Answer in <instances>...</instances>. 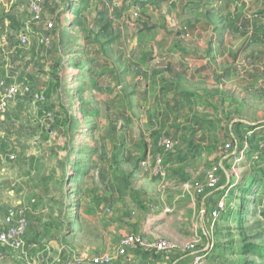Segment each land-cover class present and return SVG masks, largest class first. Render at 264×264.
I'll return each mask as SVG.
<instances>
[{
  "label": "rangeland",
  "instance_id": "obj_1",
  "mask_svg": "<svg viewBox=\"0 0 264 264\" xmlns=\"http://www.w3.org/2000/svg\"><path fill=\"white\" fill-rule=\"evenodd\" d=\"M94 2L47 0L39 24L32 21L28 0L0 2V63L9 61V69L19 74L27 71L25 63L18 61L22 50L19 36L27 34L31 45L37 43L44 51L39 34L44 27L47 29L48 22L53 23L47 33L50 47L40 65L46 69L44 76L50 75L51 94L33 105L32 91L25 92L12 104L6 119L0 121V230L8 225L10 212L23 209L33 231L25 251L0 246V264H67V257L79 258L77 250L81 246L97 242L101 235L98 230L106 231L116 223L114 216L102 214V197L118 192L122 177L129 176L133 193L153 191L148 188V179L165 190L168 202L160 218L163 224L155 228L165 237L158 239L179 245L186 233L189 244H195L198 250L210 242L214 251L208 264H264V186L244 190L257 173L258 180L264 179V150L258 148L264 143V135L250 137L251 142L255 141L254 149L241 162L221 152L218 160L203 159L199 167L192 163L187 174L174 175L170 171L164 179L157 177L152 170L155 160L149 163L152 168L144 170L142 163H148V153L134 152L132 144L119 146L127 139L129 121L115 98L119 93L115 81L100 83L102 88L97 86L98 72L92 63L95 53L91 42L85 40L89 31L98 35L100 25L91 27V23L95 15L110 6L103 5L99 10ZM133 16H140L136 8ZM38 69L31 65L28 72ZM260 106L264 109L263 97ZM259 122L264 125V120ZM11 155L16 160H10ZM214 168L221 185L209 195L210 210L208 206L206 209L214 211L220 198H224V205L211 232H196L197 224L210 222V215L201 213L199 197L210 192L199 195L193 190L197 207L191 213L178 198L179 189L184 184L191 189L203 186L206 173ZM140 178L141 183H137ZM128 209L129 214H135L134 207ZM48 243L54 247H44Z\"/></svg>",
  "mask_w": 264,
  "mask_h": 264
},
{
  "label": "crops",
  "instance_id": "obj_2",
  "mask_svg": "<svg viewBox=\"0 0 264 264\" xmlns=\"http://www.w3.org/2000/svg\"><path fill=\"white\" fill-rule=\"evenodd\" d=\"M91 1L99 10L110 6L95 15L91 27L97 23L101 29L98 35L89 31L85 42H91L95 53L92 63L98 72V88H102L100 83L115 81L119 92L115 98L129 121L127 139L119 141L120 148L132 144L134 152L148 153V164L163 155L174 175L189 173L194 162L199 167L203 159L218 160V153H225L224 147L230 143L239 144L240 153L226 157L241 162L251 156L255 141L245 146L251 140L249 133L256 138L264 135V125L259 122L264 120L260 106L264 98V0ZM134 8L140 12L138 18L133 16ZM70 11L68 8L67 13ZM47 33L44 27L39 36L46 37L50 47ZM36 45L18 52V61L27 66L24 73L9 69V61L0 63V78L31 86L33 105L35 95L51 94L50 75L44 76L46 69L40 67L49 47L43 51ZM31 65L38 72L29 73ZM164 136L178 140L179 146L162 153L157 141ZM258 174L251 177L256 184L260 183ZM130 178L122 177L120 190L102 197V214L117 221L106 231L98 230L97 242L81 246L77 250L80 258L89 261L107 254L115 259L114 264H189L195 251L183 249L189 243L186 233L179 239V249L170 252L121 246L122 239L132 234L147 239L165 237L155 231L163 224L160 218L168 202L165 190L148 179L153 191L133 193ZM211 194L199 196L200 209L210 205ZM179 195L193 213L197 199L190 185L180 187ZM129 207L135 208V214L128 213ZM213 226L211 219L202 221L195 231L211 232ZM32 237L30 229L26 248ZM44 247L54 246L48 243Z\"/></svg>",
  "mask_w": 264,
  "mask_h": 264
},
{
  "label": "built area",
  "instance_id": "obj_3",
  "mask_svg": "<svg viewBox=\"0 0 264 264\" xmlns=\"http://www.w3.org/2000/svg\"><path fill=\"white\" fill-rule=\"evenodd\" d=\"M2 0H0L1 2ZM30 12L32 14L33 23L39 24L43 22V10L47 3V0H28ZM137 16V15H136ZM46 31L52 30L53 23L48 22L46 25ZM31 45L30 37L27 34L22 33L19 36V48L25 49ZM40 45H43L44 48H47L49 45V40L46 37H43L40 40ZM30 88H22L19 83L9 81L7 78H0V121L5 120L9 111L11 110V106L15 101L25 92L30 93ZM36 101H43L44 95H35ZM253 133H249L251 137ZM249 138L245 141V146L249 145ZM158 147L162 151V153H170L174 151L179 146V141L173 138L164 136L158 139L157 141ZM1 148V141H0ZM260 150H264V143H261L258 146ZM225 153L227 156L237 155L239 154V144H226L224 147ZM231 158L233 156H230ZM10 160H16L14 155H11ZM256 159L259 160L260 157L256 156ZM237 161H240L238 159ZM142 168L144 170H149L152 168L151 164L142 163ZM154 175L160 177L162 179L166 178L168 173L172 170L171 163L167 162L163 155H159L154 161L153 167ZM221 180L218 174V170L216 168L209 170L206 173L205 183L201 187H195L193 190L196 194L203 195L205 192L214 193L220 189ZM217 208L214 211H207L205 207L201 208L202 214L210 215L211 221L213 225H215L219 219V215L221 213L222 207L224 205V198H220L217 200ZM30 218L25 210L18 209L16 211H12L9 213L8 225L3 227L0 230V246L4 248H8L14 251H25L26 250V235L30 229ZM121 246L123 248L129 247H138L144 250L155 249L157 251L162 252H170L176 249H179V245L173 241H168L164 239H147L142 234H132L121 241ZM186 251H195L193 254L189 264H208L210 255L214 251V245L212 243H208V245L202 249L198 250L196 245L193 243H187L183 247ZM67 264H114L115 259L107 254H102L98 256H93L89 261L84 260L82 258L76 257H67Z\"/></svg>",
  "mask_w": 264,
  "mask_h": 264
},
{
  "label": "trees",
  "instance_id": "obj_4",
  "mask_svg": "<svg viewBox=\"0 0 264 264\" xmlns=\"http://www.w3.org/2000/svg\"><path fill=\"white\" fill-rule=\"evenodd\" d=\"M261 171H259V172H261ZM262 173H263V171H262ZM263 176H264V173H263ZM258 182H260V183L256 184V179H251L250 181H248V186L246 188H244V190H252V187L254 185H256V186H260V185L264 186V179L262 181L258 180Z\"/></svg>",
  "mask_w": 264,
  "mask_h": 264
}]
</instances>
